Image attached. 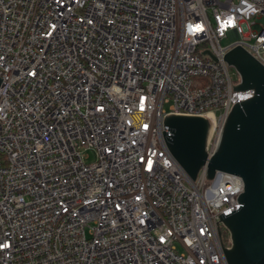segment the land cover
I'll return each instance as SVG.
<instances>
[{
  "label": "built area",
  "instance_id": "1",
  "mask_svg": "<svg viewBox=\"0 0 264 264\" xmlns=\"http://www.w3.org/2000/svg\"><path fill=\"white\" fill-rule=\"evenodd\" d=\"M238 45L264 65V0H0V264H228L243 179L163 130L207 117L215 153Z\"/></svg>",
  "mask_w": 264,
  "mask_h": 264
},
{
  "label": "water",
  "instance_id": "2",
  "mask_svg": "<svg viewBox=\"0 0 264 264\" xmlns=\"http://www.w3.org/2000/svg\"><path fill=\"white\" fill-rule=\"evenodd\" d=\"M224 59L242 79L233 90L252 88L255 92L234 104L215 153L209 158L206 150L207 117L169 114L164 118L168 131L163 130V135L191 179H196L203 165H208L207 179L214 178L217 171L242 177L244 191L237 198L240 207L219 215L230 233V248L224 247L219 226L218 232L228 264H264V65L240 45Z\"/></svg>",
  "mask_w": 264,
  "mask_h": 264
},
{
  "label": "rangeland",
  "instance_id": "3",
  "mask_svg": "<svg viewBox=\"0 0 264 264\" xmlns=\"http://www.w3.org/2000/svg\"><path fill=\"white\" fill-rule=\"evenodd\" d=\"M229 43V41H227V40H223L222 41V44L223 45H226V44H228ZM231 72L232 73H237V70H236V68H234V67H231ZM90 153V160L92 161V160H94L95 159V153H94V151H90L89 152ZM223 236L224 237H227L230 233H229V231H228V229L227 228H223Z\"/></svg>",
  "mask_w": 264,
  "mask_h": 264
}]
</instances>
